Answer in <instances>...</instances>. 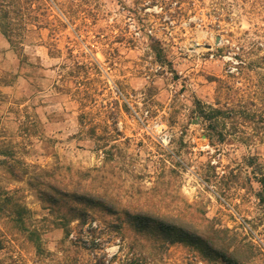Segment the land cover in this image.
Wrapping results in <instances>:
<instances>
[{"label":"rangeland","instance_id":"rangeland-1","mask_svg":"<svg viewBox=\"0 0 264 264\" xmlns=\"http://www.w3.org/2000/svg\"><path fill=\"white\" fill-rule=\"evenodd\" d=\"M0 2L17 23L13 45L0 31V201L23 205L40 238L37 250L0 208V264H224L104 207L65 224L29 185L41 169L122 207L203 210L264 264V0ZM198 105L223 109V127Z\"/></svg>","mask_w":264,"mask_h":264},{"label":"trees","instance_id":"trees-1","mask_svg":"<svg viewBox=\"0 0 264 264\" xmlns=\"http://www.w3.org/2000/svg\"><path fill=\"white\" fill-rule=\"evenodd\" d=\"M3 4L0 2V31L7 41L13 45L17 42L16 33H13V24L16 25L17 23H13L8 8ZM22 21L20 19L19 23L21 24ZM152 48L156 51L158 57L161 56L160 51L156 50L155 44L152 45ZM198 106V115L204 119L209 129L215 130L219 125L223 127L224 124L221 119L225 117L223 109L219 107L205 109L200 105ZM80 123H82V120ZM90 127L94 126L91 125ZM92 132H94V129ZM217 134L219 140L222 141L224 139L222 132L218 131ZM0 154L5 156L10 152L2 150ZM1 162L8 163L5 159H1ZM8 167L16 177L25 175L29 168L20 159L15 160L14 163H8ZM89 173L88 171L84 172L85 175ZM44 174H48V178H45ZM28 179L29 185L35 189L40 200L47 204L49 210L55 211L56 217L65 224L74 217L82 216L84 207L99 206L104 207L110 214L118 217L123 216L125 221L137 231L151 232L156 230L157 236L161 240H165L167 243L183 242L199 247L204 256L209 259L219 258L224 264H251L257 255L252 243L247 241L246 234L240 236L231 232L228 227L207 216L203 210L197 211L191 205L183 208H163L157 206L134 207L130 203L122 207L120 196L99 192L94 186H91L90 181L84 183L79 178L73 179L72 177L66 181L54 172L43 169L36 171ZM92 179L93 176L90 180ZM256 180L259 184L256 197L259 203L264 206V174H260ZM3 198V202L0 201V208L4 210L5 206L10 203L11 220L18 230L28 233L29 238L33 240L37 250H39L40 238L36 228L29 227L24 223L26 208L17 201L12 202L11 194H6ZM158 201H162V198H159ZM2 247L3 241L0 235V249Z\"/></svg>","mask_w":264,"mask_h":264}]
</instances>
